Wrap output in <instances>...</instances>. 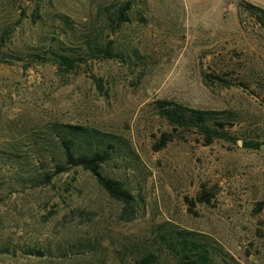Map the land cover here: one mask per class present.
<instances>
[{
  "label": "rangeland",
  "instance_id": "rangeland-1",
  "mask_svg": "<svg viewBox=\"0 0 264 264\" xmlns=\"http://www.w3.org/2000/svg\"><path fill=\"white\" fill-rule=\"evenodd\" d=\"M263 13L264 0H0V264H134L160 224L207 235L226 264H264ZM88 39L112 56H87ZM155 100L226 112L228 140L170 132ZM53 121L128 142L104 173L135 195L133 219L86 174L43 179Z\"/></svg>",
  "mask_w": 264,
  "mask_h": 264
},
{
  "label": "trees",
  "instance_id": "trees-1",
  "mask_svg": "<svg viewBox=\"0 0 264 264\" xmlns=\"http://www.w3.org/2000/svg\"><path fill=\"white\" fill-rule=\"evenodd\" d=\"M126 10L125 4L116 11V26L126 20ZM85 50L90 57L112 56L108 44L98 48L93 39L86 41ZM51 59L62 72L72 71L76 67L75 60L69 56L53 53ZM152 103L156 114L171 128L170 132L195 130L205 145L214 140H228L224 130L228 117L224 111L191 109L166 100H155ZM39 140L38 151L51 168L50 173L41 175L43 179L67 172L86 174L110 200L119 205L120 219L131 220L137 215L138 202L135 195L122 181L104 173V167L109 163L130 156L129 144L122 136L89 126L53 121L43 129ZM170 141L171 134L163 133L155 150L163 148ZM244 146L259 150L256 143ZM208 198V194L201 193L197 202L207 203ZM26 254L30 255L31 251H26ZM226 259H229L228 255L207 235L160 224L156 227L150 249L141 253L134 264H226Z\"/></svg>",
  "mask_w": 264,
  "mask_h": 264
}]
</instances>
